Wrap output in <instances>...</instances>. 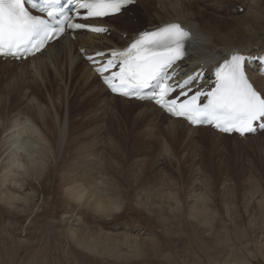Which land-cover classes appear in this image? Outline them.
<instances>
[{
    "label": "rangeland",
    "instance_id": "374dc122",
    "mask_svg": "<svg viewBox=\"0 0 264 264\" xmlns=\"http://www.w3.org/2000/svg\"><path fill=\"white\" fill-rule=\"evenodd\" d=\"M203 1L188 6L200 8ZM244 1L215 0L214 6L223 8L213 9L219 12L215 24L226 22L234 29L237 22L232 20L246 12ZM250 1L264 10V0H247L249 7ZM138 9L135 5L116 18L121 30L132 33L157 24L155 14L140 16ZM234 32L230 35L239 37L233 39L237 42L242 34ZM52 73H34L29 61H0L6 118L21 107L28 115L38 101L51 147L40 179L26 180V207L23 202L9 207L0 200V264H264V132L250 140L194 133L193 142L179 140L174 158L165 160L162 141L147 138L141 124L123 119L120 128L113 127L109 116L96 113V105L104 107L99 91L89 92L96 80L84 79L82 86L75 80L56 84ZM113 137L122 149L114 161L120 171L113 178L124 202L106 217L79 206L65 191V177L71 168L81 171L88 151L98 158L110 151L107 139ZM139 157L142 184L129 175L136 173L130 166ZM146 195L144 210L135 197ZM195 197L207 204V221L191 215Z\"/></svg>",
    "mask_w": 264,
    "mask_h": 264
},
{
    "label": "bare ground",
    "instance_id": "6f19581e",
    "mask_svg": "<svg viewBox=\"0 0 264 264\" xmlns=\"http://www.w3.org/2000/svg\"><path fill=\"white\" fill-rule=\"evenodd\" d=\"M197 1L198 0H138L136 4L139 8L138 13L140 16L153 13L157 16V19H155L158 25L177 21L192 32L195 38L193 47L189 56L182 60L180 64L181 70L191 71L200 66L211 69L222 58L227 57L228 53L233 49H237L242 53H258L262 51L264 48V10L256 7L253 1H250L252 3L249 2L252 4L250 7L246 5L247 0L244 1L243 7H246V12L241 16H235V19L232 20L237 22L233 24L234 29L226 25V22L215 24L213 17L217 16L219 12L213 9L221 11L223 9L222 6H214L215 0L203 1L205 5L203 4L200 8L191 9V7L188 6L190 3ZM152 2H154L156 6H153ZM120 15L121 14L101 21V23L110 25L113 34L111 37L115 36L117 40L116 43H114L112 38L106 35L81 32L75 34L74 40L69 37H61L52 44L47 45L39 54L27 60L32 64V70L34 73L41 72L44 74L53 72V80L57 82L56 84L64 83L66 85L75 80L76 85L80 84V86H82V81L84 79L91 83L96 80L97 84L93 83L92 86H90L91 89L89 88V92L92 93L96 88L101 96H103L101 103H104V107L96 105V113L102 116H109L111 120L109 124L113 127H119L123 119L129 122L131 121L130 123L132 125L141 124L142 131L147 138L160 139L162 141L163 157L165 160L174 158L177 153L176 142L179 140L193 142L194 138L192 135L194 133L195 135L201 134L238 139V137L234 135H222L207 127H190L181 119H173L165 115L159 108L149 102H138L110 95L85 62V65L80 68L83 60L76 49L77 47L78 49L104 50L118 45L123 46L131 39L135 32L141 30L139 29L130 34L129 30H117L112 21H116V18L120 17ZM108 20L112 21L108 22ZM114 31L120 34L126 33L127 38L123 39L115 35ZM234 31H238L242 34V38L240 37L241 39L237 42L233 39L236 40L239 39V37L234 38L230 35ZM248 72L255 87L264 93V78L252 70H248ZM37 76L35 75V77ZM12 78L10 80H12ZM39 86H42V83ZM0 88L2 89V87ZM43 92L46 93L47 91ZM2 96H4V94ZM29 97L32 98V96ZM29 97L26 98L29 99ZM35 104L37 109L30 110L31 108H29L30 111L27 113L28 115L25 113L27 110H22V107L19 109L12 108L11 110L15 109L16 112L7 119L6 117H9V106L6 101L0 99V200L2 203L13 208H16V203L19 202H23L25 205L24 207L29 203L30 197L28 194L24 193V185L27 183L26 180L27 178L38 179V177L40 179L44 171L46 156L49 155L51 149L43 131V127L46 124V115L44 111L37 106L38 101ZM63 135L64 130H60L59 145L62 143L61 140ZM115 138L107 139V144L111 145L108 146L110 151L100 157L101 159L98 158L97 155L93 156L91 152L88 151L87 155L82 157V161L79 164L82 166L81 171L76 173L74 172L75 169L71 168V171H68L69 173L66 172L68 175L65 177V191L79 206L90 209L106 217H110L114 212L119 211L124 202V195L121 193L120 186L116 178H113V176H117L116 173L120 171L119 167L116 166L117 164H114L115 158H118V154L122 152L121 146L118 145L120 142ZM248 138H250V136L244 137V139ZM90 146V148H93L92 144ZM97 159L99 164L96 162ZM132 162L135 166L131 164V170L135 169L136 173H129V175H136L133 183L136 181H140L139 184L144 183L145 177L140 173L143 168L141 167L143 166L142 158H133ZM96 164H98V166ZM85 167H90L92 170L84 171L83 169ZM113 167H115V169L112 172ZM66 173L64 175H66ZM135 198L138 202L137 206L141 208L139 206L141 205L143 207L142 209L145 210L144 205L148 202V195L144 197L136 196ZM206 205L201 199L199 200L195 197L191 215L198 221L200 220L198 217L207 221L210 210Z\"/></svg>",
    "mask_w": 264,
    "mask_h": 264
},
{
    "label": "snow or ice",
    "instance_id": "6c2138e0",
    "mask_svg": "<svg viewBox=\"0 0 264 264\" xmlns=\"http://www.w3.org/2000/svg\"><path fill=\"white\" fill-rule=\"evenodd\" d=\"M132 2L74 0L68 9L64 0H40V12L46 13L45 18L34 15L26 6L35 7L34 0H0V56L19 59L41 52L64 33L65 27L107 32L109 29L104 25L75 23L66 12L75 11L83 19L103 18L120 13ZM191 39V32L180 22H171L136 34L123 48L96 52L97 57L106 59H88L97 65L95 70L112 92L154 100L171 115L185 118L192 125L207 124L241 136L264 130V93L249 81L243 67L244 55L234 52L219 64L215 87L207 92L193 93L189 87L198 73L172 82L176 75L173 66L187 54L186 43ZM178 89L179 93L175 94ZM202 97L206 102L201 101Z\"/></svg>",
    "mask_w": 264,
    "mask_h": 264
}]
</instances>
